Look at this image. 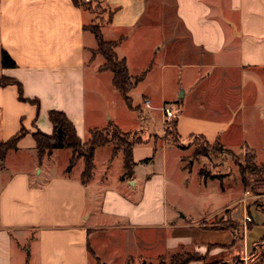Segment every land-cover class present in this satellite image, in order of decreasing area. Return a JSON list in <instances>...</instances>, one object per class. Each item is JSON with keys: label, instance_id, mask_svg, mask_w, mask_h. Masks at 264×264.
Here are the masks:
<instances>
[{"label": "crops", "instance_id": "1", "mask_svg": "<svg viewBox=\"0 0 264 264\" xmlns=\"http://www.w3.org/2000/svg\"><path fill=\"white\" fill-rule=\"evenodd\" d=\"M94 23L104 40L118 41L114 50L129 76L144 73L129 91L146 85L137 93L140 101H132L139 111L127 108L111 71H99L104 59L92 54L97 45L88 30ZM178 38L179 46L173 44ZM2 50L15 66L3 68L0 60V76L17 81L23 97L38 106L19 100L15 85L0 86V144L26 131L0 158V264H154L181 250L204 256L207 264H264V230L256 232L252 218L238 236L211 222L227 211L222 221L240 223L231 206L241 196L206 215L202 202L191 207L177 197L169 205L167 181L150 168L161 152L165 159L172 155L178 172L188 170L181 161L185 150L164 138L159 107L166 96L156 97L167 69L177 66L181 92L169 102L178 107L180 143L198 136L234 154L249 151L256 159L261 153L258 162L264 163V0H100L98 6L0 0ZM169 52L179 55V64L163 60L156 66V56ZM144 99L152 108L143 106ZM49 110L66 115L81 143L109 123L137 132L146 141L132 148L131 174L123 177L122 153L113 156L110 144L95 149L86 183L82 158L66 171L69 148L39 160L32 133L52 134ZM125 117L141 120L142 129H124ZM213 180L199 179L198 186L207 189ZM255 208L264 217V201Z\"/></svg>", "mask_w": 264, "mask_h": 264}, {"label": "rangeland", "instance_id": "2", "mask_svg": "<svg viewBox=\"0 0 264 264\" xmlns=\"http://www.w3.org/2000/svg\"><path fill=\"white\" fill-rule=\"evenodd\" d=\"M155 28H153L154 30ZM152 37L154 39L157 38V34L153 32ZM173 44H177L179 46V38L173 40ZM170 46V43H169ZM164 58V59H163ZM163 60L171 61L179 64V55L168 53L167 56L163 57L162 54H158L155 59V64L158 66L160 62ZM179 67L174 69H167L165 72V83L162 90L156 91V97H159L160 93H164L168 102L165 104L174 105L176 102H169L172 98H178L181 90H179ZM146 87L145 84L139 85L137 89L131 92L130 97L132 98L133 104H137L140 101L137 93L144 90ZM140 110V107H139ZM115 111V110H113ZM116 114L119 115L120 112L116 111ZM123 116V115H122ZM121 116V118H122ZM123 124L124 129L126 130H138L142 129L141 120L136 118L135 124L129 119V117H125ZM141 123V125H140ZM164 122V126H165ZM137 133V132H135ZM112 134V131L109 130V135ZM139 134H130L127 136L128 140L135 139ZM146 137V136H145ZM144 137V138H145ZM164 138L167 143L177 145L180 143L175 136V132L173 126L169 124L167 130L165 129ZM185 146H187V150L183 151L182 164L184 167L190 168L181 173L176 169V161L172 159V155H167V158H162L163 153H159V158L152 164L150 167L153 172L156 173V179L164 178L167 183L166 185V198L168 199V204L170 205V199H175L179 197L180 200H183L187 205L194 207L204 203L203 208L206 211L205 215L209 211H214L224 202H233L239 196L240 201L244 198L245 191H249V197L246 198L245 205L248 208L249 215L253 219V225L258 226L260 229H256V232L263 231L264 225L262 226L260 223L264 222V217L261 211H258L256 207H260V203L264 201V184H260L255 182V178L246 175V184H242L239 173H238V164L245 165L247 162H254L257 165L264 164L259 163L263 159V154L257 153L256 159L249 151H245L244 153L234 154L227 150H218V146L215 144L207 143L201 137H190L186 142H184ZM143 146H140V149L143 150ZM194 150H199L202 153H206V155H199L196 157L192 156ZM98 169L101 168L100 160L98 159ZM115 166V165H114ZM109 173H115V167ZM199 171L202 173L199 175ZM200 180H212L208 185L207 189H204L198 186V181ZM221 184V186H220ZM224 189V193L221 192L220 188ZM242 190H240V189ZM237 202L233 204L231 215L234 220L237 222H241L244 214L247 209L244 207V204L241 202ZM227 211H223L213 217L212 223H218L220 225L229 227V228H237L239 224H235V222L226 219V221H222L221 219L225 216ZM204 215V214H203ZM221 216V217H220ZM223 233V232H222ZM220 234V233H219ZM225 234V233H224ZM259 235V234H258ZM185 250H181L179 252H184ZM170 257L163 256L161 257V264H170ZM261 257V254H260ZM158 259L154 264L159 263ZM207 263L206 259L204 260Z\"/></svg>", "mask_w": 264, "mask_h": 264}, {"label": "trees", "instance_id": "3", "mask_svg": "<svg viewBox=\"0 0 264 264\" xmlns=\"http://www.w3.org/2000/svg\"><path fill=\"white\" fill-rule=\"evenodd\" d=\"M100 0H95L94 3H85L87 5L98 6ZM88 30L94 35L96 41V49L93 50L92 54H100L104 62L99 67V71L109 70L112 73V85L121 95L127 108L131 110L139 111V106H133L129 91L135 87L143 78L144 73L131 77L128 74L127 66L125 59L119 58L114 48L116 47L118 41H106L102 37V34L97 23L91 24L88 26ZM1 66L3 68H12L15 66L13 59L7 54L6 51L2 50L0 54ZM6 85H15L18 91V98L21 101H28L32 104L38 106V101L34 99L24 98L22 95L21 85L12 78L0 76V86ZM48 119L52 124L53 132L51 135L44 134L38 129L32 133V136L35 141V147L37 151V156L39 160L46 154H49L53 149L58 148H69L72 151V157L69 161V164L66 168V171H69L75 164L78 158H82L84 162V167L81 172L80 178L82 183H86L92 174L94 163L93 157L94 152L97 147L112 145V155L121 152L123 156V167H124V176H129L132 172L134 162L132 160V148L136 144L144 143V140L140 135H138L133 140H128L127 136L130 132L121 131L115 124L109 123L105 128L93 129L89 132V137L87 141L81 143L80 139L77 137L74 125L66 117V115L59 110H49ZM164 132L169 124L173 126L175 132L176 118H173L169 121H165ZM109 130L112 131V134L109 135ZM26 131L21 128L14 136H12L7 141L0 144V158L3 157L5 152L8 149H13L16 147L17 141L25 135ZM133 134H137L132 132ZM175 136L177 134L175 132ZM198 137V136H197ZM218 146V150H226L220 144L213 143ZM177 146L181 150H185L187 146L179 143ZM199 155H206L199 150H194L192 153L193 157ZM184 158L181 159L183 161ZM184 169H190L184 167ZM238 173L242 184H246V175L254 177L255 182L264 184V164L257 165L254 162H247V164L242 165L238 164ZM202 173L199 171V175ZM92 256L93 252L89 250ZM159 263L162 262L161 257L159 258ZM204 256H201L198 253L190 252L185 250L184 252H177L171 255L170 264H187L192 260H204ZM97 264H103L98 259ZM127 264H131V260L127 261ZM207 264V263H204ZM220 264V263H215Z\"/></svg>", "mask_w": 264, "mask_h": 264}, {"label": "built area", "instance_id": "4", "mask_svg": "<svg viewBox=\"0 0 264 264\" xmlns=\"http://www.w3.org/2000/svg\"><path fill=\"white\" fill-rule=\"evenodd\" d=\"M83 3H94L95 0H82ZM143 106L145 108H152L150 100L148 99H144L143 100ZM159 109L161 110L165 121H169L173 118L177 117L178 114V107L174 106V105H169V104H162V106L159 107ZM249 197V191H245L244 193V198L240 201L242 204H244V207H246L245 202H246V198ZM251 222V216L247 213L244 214V217L242 218V221L239 224V226L237 228H232V234L233 236H238L241 234H244L247 230L248 224Z\"/></svg>", "mask_w": 264, "mask_h": 264}]
</instances>
